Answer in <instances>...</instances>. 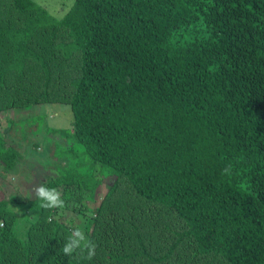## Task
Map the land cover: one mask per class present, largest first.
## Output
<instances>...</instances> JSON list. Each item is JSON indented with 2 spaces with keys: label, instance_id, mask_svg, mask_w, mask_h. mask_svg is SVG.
I'll list each match as a JSON object with an SVG mask.
<instances>
[{
  "label": "trees",
  "instance_id": "1",
  "mask_svg": "<svg viewBox=\"0 0 264 264\" xmlns=\"http://www.w3.org/2000/svg\"><path fill=\"white\" fill-rule=\"evenodd\" d=\"M45 104L82 169L47 186L82 202L112 177L77 210L96 255L64 256L77 226L13 197L0 264H264V0H0V113Z\"/></svg>",
  "mask_w": 264,
  "mask_h": 264
},
{
  "label": "rangeland",
  "instance_id": "2",
  "mask_svg": "<svg viewBox=\"0 0 264 264\" xmlns=\"http://www.w3.org/2000/svg\"><path fill=\"white\" fill-rule=\"evenodd\" d=\"M31 1L43 7L48 14L58 5L72 3V0ZM56 12L59 13L60 9ZM71 121V113L55 104L38 105L32 109H11L0 113L2 144L13 153L10 166L7 167L0 161V200L13 197L22 201L33 200L35 196L29 198L28 193L41 183H46L47 186L49 179L60 175L58 168H76L79 172L82 171L79 168L78 146L70 144L72 141L64 132L50 133V129H62L70 133ZM111 182L112 177L104 176L91 198L82 200L83 216L92 214ZM61 188L62 186L59 190ZM82 202L73 199L65 201V207L57 209V216L54 218L79 227L81 217L77 210Z\"/></svg>",
  "mask_w": 264,
  "mask_h": 264
},
{
  "label": "clouds",
  "instance_id": "3",
  "mask_svg": "<svg viewBox=\"0 0 264 264\" xmlns=\"http://www.w3.org/2000/svg\"><path fill=\"white\" fill-rule=\"evenodd\" d=\"M231 168V165L224 168V174L229 175ZM32 195L40 202L39 206L42 209L55 210L65 207V200L62 198L61 191L56 187L46 186V183L35 186L31 192L28 193V197L30 198ZM0 227H3V225L0 224ZM96 247L97 245L88 239L81 228L75 227L71 230L70 235H68L61 251L63 255L67 257L79 254L84 259L92 260L96 255Z\"/></svg>",
  "mask_w": 264,
  "mask_h": 264
}]
</instances>
